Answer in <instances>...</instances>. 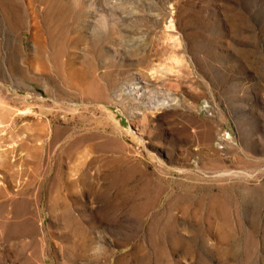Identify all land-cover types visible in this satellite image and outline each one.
<instances>
[{
	"label": "rangeland",
	"instance_id": "rangeland-1",
	"mask_svg": "<svg viewBox=\"0 0 264 264\" xmlns=\"http://www.w3.org/2000/svg\"><path fill=\"white\" fill-rule=\"evenodd\" d=\"M0 264H264V0H0Z\"/></svg>",
	"mask_w": 264,
	"mask_h": 264
},
{
	"label": "bare ground",
	"instance_id": "bare-ground-1",
	"mask_svg": "<svg viewBox=\"0 0 264 264\" xmlns=\"http://www.w3.org/2000/svg\"><path fill=\"white\" fill-rule=\"evenodd\" d=\"M14 8V7H13ZM15 9V8H14ZM17 10V9H15ZM15 13V12H14ZM19 15V14H18ZM174 59V58H173ZM173 61V60H172ZM170 63V62H169ZM177 64V63H176ZM166 99H164L162 101V105H165L166 103ZM162 108V107H161ZM195 206V205H194ZM193 206V207H194ZM147 208V206L145 208H143L142 210L140 209V213L142 211H145V209ZM192 211V210H191ZM172 216V215H171ZM153 229L160 235L161 238L164 239L165 236H169L172 238V240L174 242H179L180 237L176 234L175 232V221L170 217V216H165V217H157L154 219L153 223H152ZM89 237V236H88ZM168 238V237H167ZM91 239V238H90ZM166 239V237H165ZM169 239V238H168ZM87 240V239H86ZM169 242V241H168ZM87 243V242H86ZM82 244V243H81ZM84 245V244H82ZM84 248V247H83ZM86 248V247H85Z\"/></svg>",
	"mask_w": 264,
	"mask_h": 264
}]
</instances>
